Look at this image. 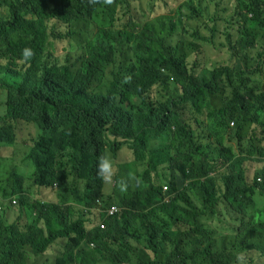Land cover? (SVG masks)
<instances>
[{"label": "trees", "instance_id": "1", "mask_svg": "<svg viewBox=\"0 0 264 264\" xmlns=\"http://www.w3.org/2000/svg\"><path fill=\"white\" fill-rule=\"evenodd\" d=\"M241 2L238 16L231 21L239 24L240 38L227 39L230 47L253 48L257 39H264V0ZM106 5L89 0H0V9H6V14L0 13V91H7L6 113L0 116V170L2 149L10 146L15 151L10 161L19 163V168L13 173L12 190L10 185L4 187L5 196L18 195L22 209L36 221L24 229L5 226L0 208V264H27L30 253L40 255L63 240H67L66 252L57 264H190L195 259L204 264H235L241 249L215 250L208 234L212 231L201 228L199 218L227 215L234 224L240 219L238 230L234 224L231 229L244 245L252 242L249 236L256 232L260 233L257 239L264 238V166L252 183L244 167L256 152L264 163V139L251 138L248 155L241 152L243 158H236V150L225 139L231 123L237 130V149L245 123L264 132V83L247 87L241 83L243 72L220 67L196 75L188 70L182 54L196 48L193 41L186 47L168 45L151 24L134 18L127 24L129 29L102 26L96 34L81 26L93 24ZM184 6L190 11L195 7L192 2ZM52 20L71 26L69 40L75 38L76 27L88 36L77 73L69 62L48 63L57 31L56 25H48ZM19 35L25 38L16 41ZM25 47L35 52L27 62L22 58ZM130 50L134 60L129 58ZM244 58L245 63L253 58L258 72L264 74V49L258 57ZM106 67H112L107 88L100 77ZM223 88L227 91L221 98L222 109L210 112L208 98L223 93ZM161 90L165 96L159 100ZM189 117H194L195 128L187 125ZM22 121L39 130L34 145L24 152L19 138L25 129L19 125ZM151 140L161 144L150 148L145 160ZM127 148L134 151V160L120 165L118 178L135 177L136 167L145 161L143 173L136 177L140 186L129 193L115 186L107 195L108 185L97 175L98 158L111 153L116 161ZM218 167L225 170L224 191L217 185L220 177L210 176ZM26 168L31 169L36 188L58 189V201L26 198ZM187 180L191 183L185 187ZM99 198L102 209L116 204L121 211L109 220L104 211L93 212ZM221 208L224 214L217 211ZM160 216L172 222V229L160 225ZM175 219L186 223L189 232L184 236L190 245L194 243L192 253L180 248L182 232L175 230ZM96 221L105 222L106 229ZM138 233L147 243L143 251L129 242ZM88 243L96 244L97 250L87 253L83 245ZM167 246L172 247L170 256Z\"/></svg>", "mask_w": 264, "mask_h": 264}, {"label": "rangeland", "instance_id": "2", "mask_svg": "<svg viewBox=\"0 0 264 264\" xmlns=\"http://www.w3.org/2000/svg\"><path fill=\"white\" fill-rule=\"evenodd\" d=\"M192 4L195 6L193 10H189L184 5ZM241 0H128L126 2H121L114 0V3L111 7L108 8V5L99 9L94 17V23L91 25H83L82 27H88L94 34L98 33L102 26L113 27V29H120L124 26L125 29H129L127 25L131 18L137 20L140 24L149 23L153 26L155 33L163 35L166 43L168 45H177L186 47L188 41H193L192 44L196 48L186 49L185 52H182L186 57V66L188 70H191L192 73L198 74L200 71H212L218 67L228 70H233V73H236L237 70L243 72L244 75L241 77L242 85L253 88L257 87L258 81L264 83V74L258 72V68L255 67L253 63V58L250 61L245 63L244 56L258 57L259 53L264 49V39H257L255 41L253 48L242 49L238 45L230 47V42L227 37L237 41L240 38V31L238 29L239 24H232V18L238 16L236 13L239 12L241 5ZM1 14H6V9H0ZM235 14V15H234ZM236 20V19H234ZM235 22V21H234ZM170 23H173V27H170ZM49 27L53 28L56 25L57 31L52 35L51 45L49 52L50 64H60L64 65L69 62L70 65H75L73 67V73H77L82 64L77 63L78 59L80 60L86 54L87 40L88 36L82 34L79 27L75 28L74 34L75 38L69 40V31L71 30L70 25H62L55 20L49 22ZM215 28L214 35L211 34V28ZM198 34V37L196 35ZM198 38L193 40L192 38ZM25 37L19 35L15 37L16 41H22ZM90 42V41H89ZM88 42V43H89ZM132 45V44H131ZM131 54L129 58L134 60V52L130 50ZM196 66V69L193 67ZM193 69V70H192ZM112 76V67H106L101 72L100 77L104 79V86H108V82ZM173 84H170V88ZM224 92L216 96L208 98L207 102L209 104V111H218L222 109L221 98L222 95L227 91L223 88ZM222 90V91H223ZM165 92L160 91L159 100L164 98ZM7 97L6 90L1 92V103H0V116L4 115L5 112V101ZM253 115V114H252ZM250 117V116H249ZM25 127L19 136L20 141L23 144L21 152H24L30 148L32 144L34 145V139H37L39 135V130L35 125H27L26 122L22 121L19 123ZM194 128V127H193ZM258 129V131H257ZM236 126H231L229 129V137L232 141H226L230 146H233L236 150V158H243L245 155H242L241 152L246 153V150L249 147L250 139H264V132L258 127L251 123H245L243 125V132L240 136L241 140L239 141L241 146L237 149V139H236ZM244 139H247L244 142ZM181 139L176 141V144H179ZM257 145V143H255ZM32 145V146H33ZM156 142H150L148 147V152H145V160L149 157V149L158 147ZM264 146V140H263ZM3 150V163H1L0 170V195H5L4 187L12 185L15 181L13 173L17 174V169L19 168V163L15 164L13 161H10L11 155L15 154V151L6 146ZM248 155V154H247ZM134 160V153L131 149H123L119 158L115 161L117 165V175L116 180H119L118 174L120 172V165L123 163H128ZM215 160H212V163ZM264 166V163L258 160L257 152L252 156V160L245 164V169L247 171V177L249 181H252L256 175V172ZM22 167H20L21 169ZM145 169V161L141 164L140 167H136L135 177L140 176ZM31 169H23L24 174L29 179L26 183L24 182V187L27 190L25 195L27 199H41L49 202L58 201V189H44L41 190L36 188L32 184L31 179ZM223 172V169H220ZM162 180V178H161ZM160 184L159 182H157ZM133 181H130L129 188H133ZM114 185H108L107 195L111 194L113 191ZM12 190V186L9 192ZM60 192V191H59ZM9 200L7 202L8 211L7 216L11 221H19L21 223H27L30 216L22 209L20 203L18 205H13L12 202L17 197H7ZM81 205V204H80ZM109 206V203L107 204ZM11 208V209H10ZM10 209V210H9ZM225 209L221 208L220 213L224 214ZM179 214L185 217V214L180 211ZM213 218V217H210ZM199 218V220H201ZM239 222L234 224L231 216H221L215 217L212 222H207L206 228L211 230L209 233L210 237H213L215 242V250L226 249L231 251L234 248V251L244 252L247 255L248 262L250 264H264V238L257 239L260 233L256 232L255 235H250L249 240L252 242L250 244L244 245V239L238 236L237 231L231 229L232 225L235 227V230L241 226L240 219ZM160 225L164 227H169L172 229V222L166 217L160 216L158 219ZM98 223V221H96ZM179 229L182 234L178 238L180 242V248L184 249L187 252L193 251L192 245L188 243L187 237L184 236V233L189 232V229L185 222L180 219H175V230ZM133 235L135 232H132ZM132 240H129L134 249L143 251L145 248L146 240L143 238L142 233L136 234ZM248 235V234H246ZM236 236L238 237V242L236 241ZM237 242V245L235 243ZM235 245V246H234ZM261 248V250L258 249ZM202 248L201 246L198 247ZM63 253V252H62ZM60 253L59 256L62 255ZM168 255H172V247L167 246ZM190 253V254H191ZM238 253V252H237ZM140 254V253H139ZM146 253L143 252V255ZM150 254V253H149ZM152 255V253L150 254ZM58 256V257H59ZM163 256V255H162ZM183 257L186 254H182ZM57 257V258H58ZM32 258L33 257H30ZM55 255L50 257H39L35 261L38 262L40 259L47 260L45 264H53L56 259ZM51 259V260H48ZM254 260V262H252ZM190 264H204L199 262L198 259L189 262ZM236 264V259H235Z\"/></svg>", "mask_w": 264, "mask_h": 264}, {"label": "clouds", "instance_id": "3", "mask_svg": "<svg viewBox=\"0 0 264 264\" xmlns=\"http://www.w3.org/2000/svg\"><path fill=\"white\" fill-rule=\"evenodd\" d=\"M243 1H245V0H243ZM246 1H248V0H246ZM89 2L90 3H93V4L101 3L102 2L103 4L111 5V4L114 3V0H89ZM34 55H35V52H34V50L31 47H25L22 50V58L26 62L27 61H30L34 57ZM263 73H264V71H263ZM198 74H196V75H198ZM2 91L3 90H1L0 92H2ZM179 94H180V91L178 89V95ZM191 110L194 112L192 114L194 116L195 115V111H194L193 108H191ZM193 122H194V117H191L190 119H188L187 125L195 128L196 125L193 124ZM230 125L233 126V123H231ZM229 138L230 137H229V133H228L227 135H225L226 141L228 140L230 142ZM214 139L215 138H213V140ZM150 142H156L157 145H160L161 144L160 142H157L155 140H151ZM133 153H134V151H133ZM247 162H249V161H245V164ZM2 163H3V161H2ZM227 163H228V166H229V163L230 162H227ZM245 164H244V167H245ZM220 169H223V168L222 167L221 168L218 167L213 173L210 174V176H219L220 177V181L217 183V185H218V188L219 189H221L222 191H224V184H223L222 178L224 176L225 170L223 169V172H221ZM97 175H98V177L101 179V181L105 185H114L115 184V186H117L122 193L123 192H126V191H127V193L134 192L135 191L134 190V187H139L140 186V181L136 177H134V176H130L127 179H125L123 177L120 178L119 180H116L115 179V177L117 175V167H116L115 158L112 156L111 153H102L99 156V158H98V165H97ZM179 178L180 179H183L182 177H179ZM254 179H255V177L253 178L252 181H249V179L247 177L248 183H252L254 181ZM133 180H135V184L132 185L133 188L128 189L129 188L130 181H133ZM259 181H260V179H259ZM190 183H191V181H189V180L184 181L185 187H188ZM163 191L164 192H167L168 191V187L166 185L163 186ZM15 197L18 198V195H16ZM8 200L9 199L5 195H0V208H1V211L5 215L4 221L2 223L5 226L18 225L20 228L24 229L27 225L34 224L36 222L32 218H29V220H28L27 223H21L19 221L14 222V221L9 220L8 219V216H7V211H8V206H7L8 204H7V202H8ZM196 202L199 203L200 201L196 200ZM12 204L14 206L15 205H18L19 204V201L17 199H14L13 202H12ZM95 205H97V206H96V209L93 212H97V213L101 214V212L104 211L105 213H107L108 220L121 211V208L118 205H116V204L111 205V206L107 207L106 209H102L103 203L101 201V198H99L96 201ZM217 211L220 213V209H218ZM210 217H212V216H210ZM210 217L209 218H208V216L202 217V220H201L202 227L201 228L205 229L206 228V225H207L206 223L208 221L209 222H212L215 219V217H213V218H210ZM216 217H221V216H216ZM199 222H200V220H199ZM40 225L43 228H45L44 223L41 222ZM97 225L100 226L101 229H106V227H107V224L105 222H102V223L101 222L100 223L98 222ZM253 235H255V234H253ZM54 244H55V242L48 248V250L46 252H44V253H42L40 255H36L34 253H30L28 255L27 264H33L34 263V262H32V258H29L30 255H33L35 257L43 256L44 254L48 253L51 250V248L53 247ZM66 247H67V245H65L64 252L62 253V255L59 256L53 264H57L58 263V260H61L64 257V254L66 252ZM83 248H85V250H86L87 253H92V252H95L97 250V246L94 243L84 244L83 245ZM0 253H2V247L1 246H0ZM0 256H1V254H0ZM36 264H38V263H36ZM76 264H78V263H76ZM236 264H248V259H247L246 253H244V252H238L236 254Z\"/></svg>", "mask_w": 264, "mask_h": 264}, {"label": "crops", "instance_id": "4", "mask_svg": "<svg viewBox=\"0 0 264 264\" xmlns=\"http://www.w3.org/2000/svg\"><path fill=\"white\" fill-rule=\"evenodd\" d=\"M104 193H107V191L104 192ZM86 211H88V209ZM144 240H145V238H144ZM66 243H67V240H63V242H60V243H55L53 245V247L51 248V250L48 253L44 254L43 257H47V256L50 257V256L55 255V258H57L60 255V253L64 252V248H65ZM130 245H131V243H130ZM146 246H147V243H146L145 247ZM131 247H133V246L131 245ZM150 254H151V252H150ZM30 257H33V259H32V262H34L33 264H36V263H38V264H45L46 261H47V260H44V259H40L38 262H36L35 260L37 258L41 257V256L35 257L33 255H30ZM48 260H51V259H48Z\"/></svg>", "mask_w": 264, "mask_h": 264}, {"label": "built area", "instance_id": "5", "mask_svg": "<svg viewBox=\"0 0 264 264\" xmlns=\"http://www.w3.org/2000/svg\"><path fill=\"white\" fill-rule=\"evenodd\" d=\"M104 227V226H103Z\"/></svg>", "mask_w": 264, "mask_h": 264}]
</instances>
